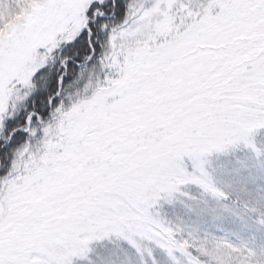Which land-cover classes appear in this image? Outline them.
I'll return each instance as SVG.
<instances>
[{
  "label": "snow or ice",
  "instance_id": "1",
  "mask_svg": "<svg viewBox=\"0 0 264 264\" xmlns=\"http://www.w3.org/2000/svg\"><path fill=\"white\" fill-rule=\"evenodd\" d=\"M0 264H264V0H0Z\"/></svg>",
  "mask_w": 264,
  "mask_h": 264
}]
</instances>
